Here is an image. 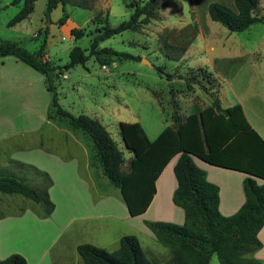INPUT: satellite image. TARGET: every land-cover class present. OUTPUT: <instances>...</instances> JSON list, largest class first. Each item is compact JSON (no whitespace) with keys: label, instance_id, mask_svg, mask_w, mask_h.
Instances as JSON below:
<instances>
[{"label":"trees","instance_id":"16d2710c","mask_svg":"<svg viewBox=\"0 0 264 264\" xmlns=\"http://www.w3.org/2000/svg\"><path fill=\"white\" fill-rule=\"evenodd\" d=\"M36 0H12V4L22 3L18 12L9 20L7 26H14L28 17ZM234 10L216 3L207 6L210 21L219 23L228 32H242L254 23L264 22V16L257 14L258 0H232ZM71 4L91 9L93 4L85 0H46L45 17L56 8ZM162 0H133L132 13L124 24L109 27L107 13L103 25L90 39L88 49L72 47L68 61L62 67L51 66L42 60L45 41L36 52L30 53L17 43L0 41V58L13 57L43 77V85L48 93L49 102L46 120L72 132L82 134L90 141L91 164L98 166L102 175L118 189L121 200L130 217L145 212L154 193V182L165 165L176 156L172 174L176 187L171 201L183 212V223L176 225L168 222H146L153 237L169 250L170 256L165 264H209L215 255L218 264H259L249 255L260 249L256 235L264 225V184L258 185L253 178L264 180V141L249 126L239 105L222 109L213 95L211 104L201 111L180 117L171 100L172 112L170 125L166 126L149 141L138 123H119V136L125 148L132 154L127 168L121 169L124 159L122 152L105 128L95 119L85 115L73 116L58 103L54 81L57 75L75 66H84L91 57L109 54L122 60H137L138 57L111 49H98V44L125 31L137 32L150 21L158 20V10ZM102 15L98 12L93 20ZM63 14L57 25L64 24ZM69 34L78 39L84 35L81 29H71ZM165 48L173 47L165 44ZM185 48L175 49V54L165 53V57L177 61ZM108 63V60L101 61ZM163 74L160 68L156 69ZM212 81L202 69L189 71L182 78L186 89L194 83L207 91L197 80ZM166 81L173 76L163 74ZM181 78V77H178ZM213 84V83H212ZM155 98L154 92L151 91ZM195 157L209 165L242 172L246 177L242 182L244 202L231 216L223 217L217 210V187L206 181L204 172L196 167L191 159ZM44 187L37 190L13 173L0 169V194L20 195L34 203L43 215H49L54 206L48 198L47 190L51 185L45 173ZM82 264H153L148 261L133 235L119 239L118 248L113 252L90 244H79L75 248ZM0 264H26L19 254H10L0 259Z\"/></svg>","mask_w":264,"mask_h":264},{"label":"rangeland","instance_id":"374dc122","mask_svg":"<svg viewBox=\"0 0 264 264\" xmlns=\"http://www.w3.org/2000/svg\"><path fill=\"white\" fill-rule=\"evenodd\" d=\"M93 4L91 9L80 8L71 4H66L63 7L57 5L52 10L48 17H45V4L46 0H36L33 4V10L29 16L14 26H7L9 20L18 12L22 3L13 5L12 0H0V41H10L17 43L21 48L33 53L36 52L42 42L45 40L44 52L48 58V61L56 66L62 67L68 61V52L72 47H79L80 49H88L90 39L95 35L103 25L104 14L107 13V23L109 27H117L127 22L132 13L130 7L133 0H85ZM146 1V0H139ZM182 0L181 1V14L184 17V22L187 23L190 28L192 15L194 12V20L197 21V27L205 35L206 45H211L214 48L213 53H209L206 58L210 61H214V64L219 63V68L222 71V80H218L216 88L219 89L221 84L229 82L234 77L245 78L243 65V58L234 55V51L237 50L238 43H244L245 45L253 44L255 51L253 55H249L244 59L258 60L259 65L254 72L253 86L264 84L262 78H264V22L254 24L249 30L244 32L231 33L226 30L222 25L209 20L206 8L211 3H216L227 9L233 10L232 0ZM261 8L257 9V14H264V0H261ZM231 6L229 7V5ZM230 9V10H231ZM100 12L102 15L97 16L94 20V16ZM63 14L67 15L65 23L61 26L57 25V20L62 17ZM176 16V14H175ZM160 19V18H159ZM155 20V21H159ZM174 19V18H173ZM151 22V21H150ZM149 22V23H150ZM142 28V27H141ZM69 29H81L84 35L78 39L74 37L66 38L65 33ZM144 32H131L125 31L121 34L115 35L110 39L104 40L98 44V49L106 48L112 51L129 54L134 57H138L137 60H122L117 57H113L109 54H100L99 57L91 56L84 66H75L66 71L65 79H57L54 81L56 86L58 103L67 110L71 115H87L90 109L95 106H103L109 109L111 104V119H107V124H111L109 128L110 137L117 143L119 149L122 150L124 157L127 152L123 148L121 139L119 138V128L116 127L115 122L123 123H138L142 128L145 136L152 140L161 127L165 123H169V113L172 110L171 100H173L175 88H171L167 85L163 74H170L175 77H179L177 70H180L176 61L165 57V53L174 55L175 49L182 46L183 42H195L197 40L193 35H179L183 42H177L176 44H168V31L163 30L160 35L153 36V29H147ZM182 31V30H181ZM186 34L189 30H185ZM209 34V35H208ZM167 44L171 47L165 48ZM218 50V52H217ZM44 56V55H43ZM42 58V60L46 61ZM101 61L108 60V63H101ZM142 60L147 61L148 64L142 63ZM105 66V69L102 68ZM157 68H160L163 74L157 72ZM185 71V69H181ZM189 76V72H187ZM186 73V74H187ZM197 80L207 88V91L199 88L198 85L191 83L200 94L208 95V91L213 88L214 84H208L206 80L200 78V74H197ZM43 80L40 74H36ZM172 78V79H173ZM257 82V83H256ZM191 84L189 89H191ZM233 85V84H232ZM234 87L238 85L234 84ZM152 90L155 94V99L149 94L146 89ZM235 89V88H234ZM185 90V87H184ZM183 90V92H185ZM186 93V92H185ZM192 99L193 96L191 95ZM13 101V100H11ZM10 101V102H11ZM4 102V101H3ZM7 102V101H6ZM5 102V103H6ZM49 102L48 94L44 90V112ZM12 103V102H11ZM9 106L2 103L0 105L1 119H5V113ZM10 116V115H9ZM45 118V117H44ZM46 120V118H45ZM48 121V120H46ZM50 122V121H48ZM53 123V122H50ZM54 124V123H53ZM42 130H44L43 133ZM41 134L44 139V148H50L49 152L56 151L58 149L57 141L60 138L59 134L54 129H50L44 125L41 129ZM88 144L90 141L85 136L79 134ZM51 137L52 144H48ZM5 139V143L8 147L15 142H32L36 141L37 136L35 134L24 137H12L8 133L2 134L1 139ZM6 147V148H8ZM48 148V149H49ZM52 150V151H51ZM51 157H55V154H50ZM78 164L80 175L86 177V173L83 168ZM128 162H124L121 169L124 171L127 168ZM15 166V165H14ZM13 166V167H14ZM44 166L55 169L57 165L52 161L47 160V156H44V163L38 164V166L30 167H18L15 170V174L19 176L29 186L41 190L45 184ZM92 175L91 181L95 185V191L92 192L91 199L93 204H99L102 201V197L107 198L113 206V211H118V205L116 202L123 204L117 188L113 187L107 179L102 175L98 166L90 169ZM90 175V174H89ZM97 175V176H96ZM55 202L58 200V189L52 192ZM62 198V197H60ZM69 198L78 199L82 198L79 194L72 191ZM124 207V206H123ZM25 211L27 216L24 220L19 222L12 221L4 222L3 227L0 228V249L3 251L0 253V259H4L10 254H24L26 252L29 256L31 250L38 249L44 256V243H47L50 236H44V224L34 220V217H40L43 215L39 208L31 201L24 199L20 195H4L0 194V218H14L19 216L18 214ZM45 216V215H44ZM12 222H15L12 224ZM117 220H107L106 230L99 232H93L94 239H108L110 242L112 238L116 236L115 231H120L123 235H132L127 230V225L122 222L116 223ZM135 226L138 224V220L132 222ZM140 223V222H139ZM147 229V228H146ZM121 236V237H122ZM139 238L141 244L140 247L144 250L146 259L153 264H165L169 258V250L162 246L159 242L142 239L141 235H133ZM120 237V238H121ZM119 238V239H120ZM139 243V242H138ZM117 245L106 247V251L113 252L118 248ZM114 246L116 249L111 251ZM52 248V246L50 247ZM142 250V251H143ZM57 246L54 249H49L47 252L48 260L50 264H72V261L67 250L64 255L58 253ZM1 254L3 257L1 258ZM6 254V255H4ZM76 254V258L80 259ZM64 256V258L62 257ZM35 260V257H34ZM78 264H82L81 260ZM209 264H218L215 255H212L209 260Z\"/></svg>","mask_w":264,"mask_h":264},{"label":"crops","instance_id":"0c3cea01","mask_svg":"<svg viewBox=\"0 0 264 264\" xmlns=\"http://www.w3.org/2000/svg\"><path fill=\"white\" fill-rule=\"evenodd\" d=\"M181 1L182 0H162L163 6L158 10L159 21L153 20L138 30V32H144L145 30L148 32L147 29H153L152 33H149L153 36L160 35L161 31L167 30L169 34L167 42L171 45L177 42H183L180 37L183 34H191L197 39L192 43L189 41L187 43H182L185 50L176 61L179 66L181 65V69H185V71L181 69L176 71V75H180L179 77L181 78L175 77L170 81H166L168 86L177 90L174 92L173 96L177 114L183 118L189 114L201 111L211 104V96L213 95L217 98L222 109H226L233 105H239L249 126L264 141V84L259 85V83L256 82L258 85H252V83L255 82L253 76L256 70L254 69L258 68L259 61L244 59L249 55H253L255 51L254 45L238 43L234 55L243 58V63H245L243 65L245 78L242 77L238 79L234 77L229 80V82L221 84L219 91L216 85L218 80L223 79L222 71L218 67L219 63L215 65L212 59L208 61V58H206L209 53L214 52V48L211 45H206L205 35L202 34L201 30L197 27V21L194 20V12H191V24L193 26L189 28L187 23L184 22V17L181 14ZM188 2L191 4V1L188 0ZM261 3V0H258V8H261ZM230 6L231 4L229 7ZM258 15L264 16L263 13ZM254 24L249 26L246 30H249ZM185 30H189V32L186 34ZM180 32H182V35H179ZM65 37H71L69 29L66 31ZM43 57H45L44 59H46L51 66L59 67L50 63L45 53ZM196 69L205 71L214 84L213 88L208 91V95L200 94L192 84L191 89L188 90V92L186 90V84L182 78L188 77L187 72L195 71ZM36 74L37 72L13 57L7 56L0 58V105L4 103V105L9 106L6 109L10 110L5 113V119H1L0 117V169L9 171L19 178L13 169L15 166H17L15 169H19V166L37 167L38 164L44 163V156H47V160L57 165L53 170L44 166V173L51 181L47 194L54 208L49 215H40L42 219L33 216L34 220L44 224V236H50V240L48 239L47 243H44V256L38 249H34V247L29 256L27 252L25 253L26 256L20 254L25 259L26 264H50L47 252L49 249H54L55 246H57L58 253L62 255L68 250L70 254L69 258L72 260L70 262H72V264H78L80 259L75 257V248L79 244H90L101 249L117 245L119 238L123 235L118 230L115 231L117 234L112 238L113 240L111 242L108 239L97 240L93 238V232L107 229L108 224L106 225V223L109 219L117 220L116 223L122 222L126 224L129 233L132 235L139 234L143 237L142 239L149 240L150 243L152 241L156 242V239L150 231L146 229V222L159 221L181 225L183 223V212L180 208L174 206L171 201L172 193L176 187L172 174V167L176 161V156L165 165L155 180V193L143 214L130 217L124 204L119 202H116L118 211L114 213L112 204L104 197H102L101 203H92L90 194L96 190V187L91 181L92 175L90 173V169L95 168L91 164V144H88V142L82 139L79 135L80 133L69 131L64 127L45 120L47 111L46 108L44 112L45 89L43 80L37 77ZM263 80L264 78H262V82ZM232 84H237L238 87L236 88ZM146 90L152 96V90L148 88ZM183 90L186 93L183 92ZM111 104L112 103L109 105V109L100 105L95 106L90 109L89 114L85 115L97 120L109 135L111 124H107L106 120L112 117L110 110ZM171 112L172 110H170L169 119ZM1 113L2 112H0V114ZM115 123L118 128V124L121 122L118 121ZM170 123V121L168 124L165 123L157 135L163 128L169 126ZM44 125L50 129H54L55 132L59 134L58 137L61 141H57L56 146L58 149L56 151L51 150L52 152H49V147V149L44 148V139L41 134L44 132V130L41 132ZM7 133L12 137H24L35 134L37 138L36 141L32 142H15L8 147V144L5 143V139H1V135ZM156 136L153 139H155ZM47 138H49L50 141L46 143L53 145L51 137ZM147 139L149 141L153 140ZM52 147H54V145ZM117 148L119 149L118 146ZM123 148L127 152L126 157L123 155L124 162H128L132 154L128 152L124 145ZM119 150L122 152L121 149ZM50 154H55V157H51L52 155ZM191 159L194 165L204 172L206 181L217 187V210L219 214L223 217L233 215L244 202L242 182L248 175L242 172L209 165L195 157H191ZM79 163H81L80 165L85 171L86 177L80 175ZM253 179L258 185L264 184V180L258 178ZM55 187L58 189L60 197H62L60 198L58 196L56 202L52 195ZM72 191L79 194L82 198H79V201L75 198H69ZM25 214L27 213L23 211L18 214L19 216L14 218H7L5 216L0 218V228L3 227L4 222H10V219L16 223L24 220L27 217L24 216ZM135 220H138L136 226L132 223ZM15 222H12V224ZM256 237L261 246L260 249L249 255V258L258 261L259 264H264V225L258 231ZM138 242L141 244L140 240H138ZM51 246L52 248H50ZM111 249V251L115 250L116 246ZM141 249L143 250L142 247ZM2 252L3 251L0 249V253ZM2 257L3 254H1V258ZM62 257L64 258V256ZM62 264H64V259H62Z\"/></svg>","mask_w":264,"mask_h":264},{"label":"built area","instance_id":"2783aa9c","mask_svg":"<svg viewBox=\"0 0 264 264\" xmlns=\"http://www.w3.org/2000/svg\"><path fill=\"white\" fill-rule=\"evenodd\" d=\"M103 69H105V66H102ZM66 76V71H63L62 73L57 75V79L61 78V79H65Z\"/></svg>","mask_w":264,"mask_h":264},{"label":"water","instance_id":"95a60500","mask_svg":"<svg viewBox=\"0 0 264 264\" xmlns=\"http://www.w3.org/2000/svg\"><path fill=\"white\" fill-rule=\"evenodd\" d=\"M142 63L148 64L147 61H145V60H142ZM123 145H124V143H123Z\"/></svg>","mask_w":264,"mask_h":264}]
</instances>
